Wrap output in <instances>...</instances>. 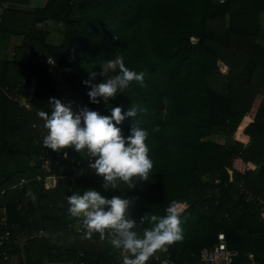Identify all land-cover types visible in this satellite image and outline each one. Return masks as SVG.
<instances>
[{"label": "trees", "instance_id": "16d2710c", "mask_svg": "<svg viewBox=\"0 0 264 264\" xmlns=\"http://www.w3.org/2000/svg\"><path fill=\"white\" fill-rule=\"evenodd\" d=\"M50 23L66 28L58 43L50 40L55 27L43 28ZM120 57L144 73L143 85L133 81L108 103L90 104L82 81ZM262 89L264 0H48L41 7L0 0V239L7 234L0 248L11 264L13 257L19 264H123L107 236L86 238L82 218L67 212V196L92 187L131 198L140 235L151 226L144 216L164 215L172 201L185 205L183 239L161 249L177 264H204L200 250L217 244L221 232L238 251L234 264L250 253L264 264V102L244 129L248 144L210 140L204 130L220 125L236 133ZM51 98L103 115L115 106L144 108L119 127L124 135L133 124L149 132L148 180L105 191L93 169L74 176L88 166L87 151L42 143L47 129L37 113L52 110ZM65 152L50 172L43 169L46 157ZM236 158L259 167L238 171ZM51 174L58 181L48 188Z\"/></svg>", "mask_w": 264, "mask_h": 264}, {"label": "clouds", "instance_id": "9594fccd", "mask_svg": "<svg viewBox=\"0 0 264 264\" xmlns=\"http://www.w3.org/2000/svg\"><path fill=\"white\" fill-rule=\"evenodd\" d=\"M100 67L99 74L89 72L90 78L82 81L88 88L90 104L108 103L110 98L123 94L133 81L143 85L144 73L126 66L123 57L109 59ZM97 75L102 79L97 80ZM50 101V112L37 113L47 129L42 140L45 147L52 150L71 148L78 153L86 150L95 158L89 160L88 166L102 176L105 191L117 190L121 183L132 189L138 180H148L153 168L146 143L149 132L133 124L129 134L124 135L119 127L127 118L133 121L144 108L132 106L122 111L115 106L111 107L110 115H102L88 105L74 107L71 102L57 98ZM64 155L67 157L66 152ZM67 202L68 214L82 218L86 238L94 232L99 233L101 237L107 236L114 248L127 253L123 264H147L156 251L183 239L182 206L176 201L169 203L164 215L144 216L141 222L147 218L151 226L145 228L142 235L135 230L137 222L129 215L133 201L127 196L107 197L88 187L68 195Z\"/></svg>", "mask_w": 264, "mask_h": 264}, {"label": "built area", "instance_id": "2783aa9c", "mask_svg": "<svg viewBox=\"0 0 264 264\" xmlns=\"http://www.w3.org/2000/svg\"><path fill=\"white\" fill-rule=\"evenodd\" d=\"M218 1H220L222 3V2H225L226 0H218ZM53 62H54L53 59L51 57H49L48 63H53ZM22 104L28 106L25 102H23V100H22ZM87 154L89 155V158H88V165H89V160L94 161L95 158H91L90 153L87 152ZM61 158H65L64 153L63 154L57 153L56 156L46 157V159L44 160V163H43V169L50 172L52 170L53 166H55V164L60 163ZM78 164H80V162H78ZM87 168H89V166H82L76 172H81V175H85L87 172ZM48 177L58 179V176L55 174H51V175L47 176V178ZM23 182H25V181L23 180ZM260 204L262 205V209H263V213H264V199H260ZM181 206H183L182 207V210H183L184 205H181ZM5 221H6V217L4 216V214H1L0 226H2ZM79 231H81V229H79ZM6 237H7V234L1 237L0 246L3 245V240ZM124 255H125L124 252H122V251L119 252L120 258L124 257ZM237 256H238V251L230 249L228 247L225 234L222 232L219 233V235H218V243L217 244H215L212 247H204L202 250H200V252L198 254L199 260L204 264H234ZM151 258L153 260H155L157 262V264H177L171 258V256L169 254L163 255L161 250L156 251L151 256ZM10 261H11L10 260V254L8 253V251L0 248V264H10L11 263ZM64 264H71V263H64ZM80 264H85V263L81 262ZM244 264H261V263L256 258V255L254 253H250L248 255L247 262H245Z\"/></svg>", "mask_w": 264, "mask_h": 264}, {"label": "crops", "instance_id": "0c3cea01", "mask_svg": "<svg viewBox=\"0 0 264 264\" xmlns=\"http://www.w3.org/2000/svg\"><path fill=\"white\" fill-rule=\"evenodd\" d=\"M48 0H32V6L33 7H38V6H44L46 5ZM12 39V38H11ZM10 39V40H11ZM12 43V41H11ZM14 46H17L16 44H14ZM33 86V83H31L30 85V89L32 88ZM29 91V90H28ZM29 93V92H28ZM264 102V90H259L257 96H256V99L252 105V108L248 114V116L245 117L244 121H243V124L238 128L236 134H232L229 129H227L225 126H224V143L226 144L230 139L233 140V137L235 136V138L238 139V141L244 143V144H248L249 143V136L246 135L244 129L246 127V125L256 117L262 103ZM217 126V125H215ZM213 126V127H215ZM212 128V127H210ZM238 137H237V136ZM256 166V167H255ZM257 167H259L258 165L256 164H252V163H247L245 161H243L241 158H236L234 160V168L238 171H241V172H245L247 170H252V169H256ZM231 173H233L231 171ZM120 257V256H119Z\"/></svg>", "mask_w": 264, "mask_h": 264}, {"label": "rangeland", "instance_id": "374dc122", "mask_svg": "<svg viewBox=\"0 0 264 264\" xmlns=\"http://www.w3.org/2000/svg\"><path fill=\"white\" fill-rule=\"evenodd\" d=\"M42 25H44V24H42ZM52 27H55V29L51 32L50 40L55 42V43L56 42L58 43L60 41L61 37L64 36V32H65L66 28L63 25L53 24V23H50L49 26L48 25L47 26H43V28H52ZM11 37H10V39H11ZM11 41H12V44H11L12 46L14 44L20 45L21 38L20 37H14V38L12 37ZM222 70L223 71L226 70L224 68V66H222ZM32 91H33V88H31L28 91L29 92L28 95L24 96L23 102H25L27 105H29V102H30V100L33 97V92ZM204 130L208 133V137H207L208 139L215 140V141H220L221 143H224V126L217 125V126L212 127V128H205ZM233 134L235 135L236 133H233ZM233 139L234 140H238L237 138H235V136L233 137ZM80 175H81V172L74 173V176H80ZM57 181H58V179H55V178H50V177H48V178L46 177L45 178L46 186L48 188H53L56 185ZM26 192L28 193L29 191L26 190ZM13 260L16 261L17 264H19V259L17 257H13Z\"/></svg>", "mask_w": 264, "mask_h": 264}, {"label": "water", "instance_id": "95a60500", "mask_svg": "<svg viewBox=\"0 0 264 264\" xmlns=\"http://www.w3.org/2000/svg\"><path fill=\"white\" fill-rule=\"evenodd\" d=\"M104 112H105V111H101V112H100V114H102V115H103V114H104Z\"/></svg>", "mask_w": 264, "mask_h": 264}]
</instances>
